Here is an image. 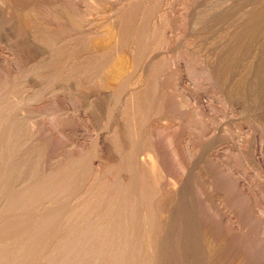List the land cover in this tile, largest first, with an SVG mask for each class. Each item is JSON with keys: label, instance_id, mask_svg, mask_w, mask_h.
Masks as SVG:
<instances>
[{"label": "rangeland", "instance_id": "obj_1", "mask_svg": "<svg viewBox=\"0 0 264 264\" xmlns=\"http://www.w3.org/2000/svg\"><path fill=\"white\" fill-rule=\"evenodd\" d=\"M42 248L264 264V0H0V264Z\"/></svg>", "mask_w": 264, "mask_h": 264}, {"label": "bare ground", "instance_id": "obj_2", "mask_svg": "<svg viewBox=\"0 0 264 264\" xmlns=\"http://www.w3.org/2000/svg\"><path fill=\"white\" fill-rule=\"evenodd\" d=\"M143 29H141L140 31H141V34H142V32H144V31H142ZM139 31V30H138ZM105 32V31H104ZM139 33V32H138ZM136 33H134V35H135ZM134 37V36H133ZM132 37V38H133ZM139 37V36H138ZM137 37V35H136V37L134 38V42H135V40H137V42H135L136 44V48L134 49L135 51H134V55L135 56H137V57H139L140 56V54H141V51H142V48H144L143 47V41H142V37L140 38H138ZM111 38H110V36H109V34H108V32L106 31L105 33H103L102 34V36L100 35V40H99V44H100V47H103L104 49H107V48H109L108 46L110 45V42H111V40H110ZM134 45V44H133ZM151 50V49H150ZM104 51V50H103ZM115 57V56H114ZM121 57V56H120ZM120 57L118 58V56L116 57V58H114V60L115 61H113V62H111V63H109V65L104 69V71L102 72L103 74V77H104V82L106 81V83H108V84H114V85H117V87L118 86H120V84H121V80H122V77L124 76V73H125V69H127L126 68V66L128 65H126L125 64V62H123L122 61V59H120ZM134 57V56H133ZM99 59V58H98ZM134 59H135V57H134ZM138 59V58H137ZM57 179V178H56ZM58 187V186H57ZM26 205V204H25ZM43 221V220H42ZM123 222V221H122ZM12 227V226H11ZM38 227V226H37ZM125 230V229H124ZM123 231V230H122ZM128 233V232H127ZM36 234H38V233H36ZM35 234V235H36ZM50 235L51 234V232H49V230H48V232L46 231H44V233H42V234H38V235H36V237L34 238V239H32V241H31V243H30V245L31 246H34V248L36 247V245H37V242L39 241V240H42V238H43V236H45V235ZM63 235V234H62ZM64 236V235H63ZM32 238V237H31ZM78 238V237H77ZM25 239V238H24ZM31 240V239H30ZM23 241V240H22ZM26 242H27V240H25ZM30 242V241H29ZM29 244V243H28ZM74 244V243H73ZM123 244V243H122ZM27 246V245H26ZM40 247V246H39ZM99 247V246H98ZM41 248V247H40ZM39 248V249H40ZM36 249V248H35ZM35 249H33V250H35ZM43 249V248H42ZM41 249V250H42ZM45 249V248H44ZM43 249V250H44ZM37 250H38V248H37ZM37 250H35L34 251V253H32V255L30 256L29 255V257L25 260V264H33L34 262H35V260L38 258V259H44V257H47V256H49V255H46V253L48 252H46L45 250L41 253L40 251H37ZM108 251V250H107ZM5 252H7V250L5 251ZM16 253V252H15ZM17 254V253H16ZM29 254V253H28ZM15 255V254H14ZM107 255V254H106ZM95 256V255H94ZM6 257V256H5ZM118 257V256H117ZM48 258V257H47ZM46 258V259H47ZM115 258V257H114ZM126 258H128V257H126ZM6 259V258H5ZM14 261H16L17 260V257L15 256V257H13L12 258ZM23 259V258H22ZM113 259V258H112ZM4 260V259H3ZM108 260V259H107ZM106 260V261H107ZM5 261V260H4ZM2 262V261H1ZM9 263V260L8 261H5L4 263H2V264H8ZM53 263V262H52ZM44 264V263H43ZM127 264V263H126Z\"/></svg>", "mask_w": 264, "mask_h": 264}]
</instances>
